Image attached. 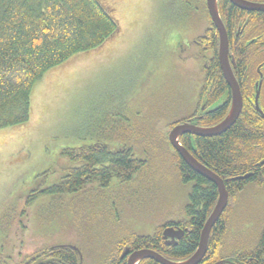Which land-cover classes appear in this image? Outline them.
<instances>
[{
    "label": "trees",
    "instance_id": "1",
    "mask_svg": "<svg viewBox=\"0 0 264 264\" xmlns=\"http://www.w3.org/2000/svg\"><path fill=\"white\" fill-rule=\"evenodd\" d=\"M248 1L264 4V0ZM184 3L200 28L195 36L204 39L203 25L209 36V41L192 42V50L182 51L178 60L186 69L185 85L195 84L194 71L201 68L198 105L183 102L186 112L178 114L180 105L171 102V96L169 100L157 97L149 112L138 110L119 132L118 127L108 125L93 145L64 149L52 168L36 176L31 191L0 211V264H81L80 253L72 247L79 248L86 264H127L121 259L127 247L131 251L152 250L176 262L196 252L219 194L213 183L183 161L170 144L169 133L175 126L196 119L200 127L220 123L228 108L222 113L198 111L203 103L210 107L228 86L223 81L215 93L211 88L210 77L221 81L223 76L219 36L212 29L206 0ZM218 8L229 37L240 35L233 58L244 100L242 113L221 136L185 135L180 143L224 180L250 177L226 184L229 204L211 231L201 264L227 260L232 264H264V226L254 246L238 249L228 245L233 233L231 218L245 196L264 199V167L259 166L264 161V119L252 104L260 72L264 74V13L239 10L228 0H219ZM113 9L103 0H0V130L29 121L33 88L46 73L80 54L98 50L119 33ZM259 104L264 111V84ZM163 178L174 181L183 196L180 204H174L170 213L158 220L152 219V214L133 211L126 220L121 219L128 209H148L151 190ZM87 201L93 215L89 214L102 215L98 217L102 222L87 221ZM48 207L56 208L60 216L69 214L71 222L45 218ZM53 223L57 224L56 232L51 230ZM136 223L143 225L142 233L136 230ZM69 224L78 231L68 230ZM169 227L185 232L175 247L166 246L162 238ZM139 264L158 263L147 259Z\"/></svg>",
    "mask_w": 264,
    "mask_h": 264
},
{
    "label": "rangeland",
    "instance_id": "2",
    "mask_svg": "<svg viewBox=\"0 0 264 264\" xmlns=\"http://www.w3.org/2000/svg\"><path fill=\"white\" fill-rule=\"evenodd\" d=\"M103 1L114 7L119 33L98 50L80 54L46 73L33 88L29 121L0 130V211L31 191L36 176L52 168L64 149L93 145L108 125L118 127L119 132L138 110L149 112L157 97L169 100L171 96V102L180 105L178 114L186 112L183 102L195 104L198 99L200 66L194 71L195 84L186 86V69L178 63L190 35L200 29L184 0ZM151 191L148 209H128L121 219L133 211L152 214L158 220L183 201L169 178L159 180ZM90 204L85 202L86 219L102 222L98 218L102 215L91 216ZM55 209L48 207L44 217L71 222L69 214L60 216ZM135 225L142 233L143 225ZM231 225L228 245L238 249L254 246L264 226V199L246 195ZM51 230L58 231L56 223ZM1 238L0 232V245ZM94 247L98 248L97 243Z\"/></svg>",
    "mask_w": 264,
    "mask_h": 264
},
{
    "label": "water",
    "instance_id": "3",
    "mask_svg": "<svg viewBox=\"0 0 264 264\" xmlns=\"http://www.w3.org/2000/svg\"><path fill=\"white\" fill-rule=\"evenodd\" d=\"M219 0H206V6L210 18L218 30L219 33V50H218V59L221 71L224 75V78L231 90V107L226 115V117L217 125L212 127H200L196 125L195 122H186L175 126L169 133V142L172 147L177 151L183 161L188 165L190 169L196 172L201 177L205 178L209 182L213 183L218 190V200L216 205L207 219L204 228L201 233L200 241L196 252L184 261H172L168 260L162 255L158 254L152 250H138L135 252H130L129 248H126L122 253L121 258H127V264H139L143 260H153L158 264H201L205 258L208 250V243L211 231L216 223L219 221L221 216L224 214L225 210L229 204V193L226 188V184L234 181L245 180L250 177V175L239 178H232L224 180L219 177L212 170L208 169L201 163H199L192 154L180 143V138L185 135H191L201 138H211L218 137L226 133L232 126L238 121L242 109H243V96L238 84V81L234 75L233 71V60L230 57V45L228 40V34L224 23L222 22L219 8ZM229 2L239 10L245 12H259L264 13V4L254 3L248 0H229ZM263 76L260 75L259 82L255 85L256 87V96L254 101V107L258 115L264 119V112L260 107L259 98L262 90ZM259 166H264V161H262ZM184 231L181 229H175L173 227L166 228L163 231V240L166 242L167 246H174L177 244V241L184 236ZM215 264H232L231 261H219Z\"/></svg>",
    "mask_w": 264,
    "mask_h": 264
},
{
    "label": "flooded vegetation",
    "instance_id": "4",
    "mask_svg": "<svg viewBox=\"0 0 264 264\" xmlns=\"http://www.w3.org/2000/svg\"><path fill=\"white\" fill-rule=\"evenodd\" d=\"M229 1V0H228ZM238 9V8H237ZM208 11V10H207ZM249 13H259V12H249ZM209 14V13H208ZM220 16H221V13H220ZM221 19H222V16H221ZM222 22L224 23V21H223V19H222ZM211 23H212V29H216L217 30V28L215 27V25L213 24V22H212V20H211ZM224 26H225V23H224ZM225 28H226V26H225ZM205 29H206V25H203V32H204V39L202 38V36L201 37H196L195 35L196 34H198V31L197 32H195L194 31V33L192 34V35H190V37H189V43L187 44V46L185 47V48H183V51L184 50H186V51H189V50H192V47H191V43L192 42H194V41H209V36H206V32H205ZM226 31H227V29H226ZM217 32H218V30H217ZM203 34V33H202ZM227 34H228V32H227ZM201 34H199V36H200ZM218 36H219V33H218ZM239 34H237L236 35V38H234V37H229V35H228V40H229V45H230V57L232 58V60H233V71H235V67H236V65H235V61H234V58H233V51L237 48V45H238V39H239ZM264 67V66H263ZM260 72V71H259ZM234 75H235V72H234ZM260 75H262L263 76V84H264V74H263V72H260ZM222 76H223V80H221V81H219V79L218 78H216V76L214 77L213 75L210 77V81H211V83H212V87L211 88H213V90H214V93H215V91L217 90V88H218V86L220 85V83L219 82H221L222 84H223V81L224 82H226V80H225V78H224V75H223V73H222ZM235 77H236V75H235ZM237 79V78H236ZM227 83V82H226ZM239 84V83H238ZM263 84H262V87H263ZM224 85V84H223ZM227 86H228V84H227ZM262 91V90H261ZM261 95V94H260ZM260 99V98H259ZM198 101H199V97H198V99H197V101H196V103H195V105H198ZM231 101H232V97H231V90H230V88H229V86H228V90L221 96V97H219L212 105H210V107H207V105L205 104V103H203L200 107H199V110L200 111H198V114H199V112H204V113H207V112H209V113H211V112H215V111H218V110H221V113L222 112H224L225 110H227V108H228V112H229V110H230V107H231ZM254 101H255V99H254ZM253 104V107H254V103H252ZM243 105H244V100H243ZM261 107V106H260ZM254 109H255V107H254ZM262 109V108H261ZM263 110V109H262ZM228 112H227V114H228ZM264 112V111H263ZM190 121V120H189ZM82 218H84V217H82ZM81 218V219H82ZM88 221V220H87ZM86 225V227H89V225L88 224H85ZM92 227V226H91ZM68 230H70L72 233L73 232H76V231H78V229H68ZM185 233V232H184ZM184 236H185V234H184ZM184 236H182V238L180 239V240H178L177 241V244L180 242V241H182L183 240V238H184ZM164 241V240H163ZM165 242V241H164ZM166 243V242H165ZM176 244V245H177ZM176 245H174V246H168V247H175ZM167 246V245H166ZM75 251H77L78 253H80V260H81V264H86L85 263V260H84V256L82 255V253H81V251L79 250V248H77V247H72ZM127 248H129V247H127ZM130 249V248H129ZM130 252L132 253V252H135V251H131V249H130ZM122 259V258H121ZM126 259V261H127V258H125ZM40 264H44V263H40Z\"/></svg>",
    "mask_w": 264,
    "mask_h": 264
},
{
    "label": "bare ground",
    "instance_id": "5",
    "mask_svg": "<svg viewBox=\"0 0 264 264\" xmlns=\"http://www.w3.org/2000/svg\"><path fill=\"white\" fill-rule=\"evenodd\" d=\"M264 167V166H263Z\"/></svg>",
    "mask_w": 264,
    "mask_h": 264
}]
</instances>
